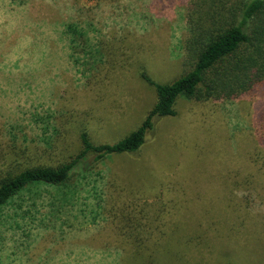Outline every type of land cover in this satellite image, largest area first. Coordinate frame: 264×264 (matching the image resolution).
Returning <instances> with one entry per match:
<instances>
[{
    "label": "rangeland",
    "instance_id": "1",
    "mask_svg": "<svg viewBox=\"0 0 264 264\" xmlns=\"http://www.w3.org/2000/svg\"><path fill=\"white\" fill-rule=\"evenodd\" d=\"M208 8L201 0H0V180L71 161L83 131L96 145L136 131L157 103L142 73L170 84L190 70L189 20ZM72 23L90 30L91 51L72 49ZM176 109L155 120L143 152L77 178L70 202L43 186L0 209V264H124L135 250L120 235L129 218L145 226L149 259L127 264H264V87Z\"/></svg>",
    "mask_w": 264,
    "mask_h": 264
},
{
    "label": "trees",
    "instance_id": "2",
    "mask_svg": "<svg viewBox=\"0 0 264 264\" xmlns=\"http://www.w3.org/2000/svg\"><path fill=\"white\" fill-rule=\"evenodd\" d=\"M201 2L208 4L209 8L201 18H190L189 36L184 44L185 57L191 69L170 84L156 83L147 72L141 75L155 89L157 97L155 107L143 124L113 145H96L83 131L80 135L81 151L71 161L58 166L25 168L18 174H8L0 180V209L11 205L24 193L43 186L62 189V203L70 202L74 199L72 188L77 178L85 179L93 175L112 156L134 154V158L140 154L143 146H147V137L154 129L155 120L177 116L176 107L180 101H230L264 87V0H247L231 5V0ZM65 36L74 50L80 45H85L90 51L93 48L90 30L84 26L74 23L66 25ZM133 175L145 181L151 178L137 170ZM144 189L153 190L147 186ZM96 207L99 210V204ZM91 213L94 218L98 216V211ZM153 213L154 217L160 214L159 210ZM123 227L120 235L135 249L132 257L127 256L123 263H130L134 256L147 263L148 246L141 239L144 224L129 218Z\"/></svg>",
    "mask_w": 264,
    "mask_h": 264
}]
</instances>
